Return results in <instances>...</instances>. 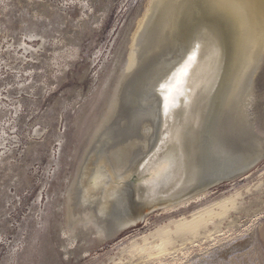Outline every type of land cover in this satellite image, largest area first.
Listing matches in <instances>:
<instances>
[{
    "label": "rangeland",
    "instance_id": "374dc122",
    "mask_svg": "<svg viewBox=\"0 0 264 264\" xmlns=\"http://www.w3.org/2000/svg\"><path fill=\"white\" fill-rule=\"evenodd\" d=\"M151 2L0 0V264H264V158L102 243L95 231L66 223V192L89 130ZM30 35L35 50L26 51ZM254 84L264 94V63ZM256 106L264 136V96ZM241 142L258 143L251 135ZM232 195L199 235L173 232L174 245L157 252L161 240L152 233L207 206L219 210L216 203ZM146 235L152 243L141 249Z\"/></svg>",
    "mask_w": 264,
    "mask_h": 264
},
{
    "label": "bare ground",
    "instance_id": "6f19581e",
    "mask_svg": "<svg viewBox=\"0 0 264 264\" xmlns=\"http://www.w3.org/2000/svg\"><path fill=\"white\" fill-rule=\"evenodd\" d=\"M32 40L22 48L35 50ZM263 52L264 0H152L67 189L70 230L95 231L105 242L124 223L199 197L258 164L264 136L256 129L255 105L264 94L254 83ZM189 57L184 94L174 104L169 95L166 113V90L159 86L171 85ZM10 110H1L3 117ZM250 135L258 143L242 145ZM234 201L232 195L216 203L219 210L210 205L175 220L174 229L160 227L151 234L161 240L157 252L174 245L173 232L182 239L199 235ZM143 239L141 249L150 236Z\"/></svg>",
    "mask_w": 264,
    "mask_h": 264
},
{
    "label": "snow or ice",
    "instance_id": "6c2138e0",
    "mask_svg": "<svg viewBox=\"0 0 264 264\" xmlns=\"http://www.w3.org/2000/svg\"><path fill=\"white\" fill-rule=\"evenodd\" d=\"M191 60H192V57H189V62L185 64L184 68L179 73V76L174 78V82L171 85L162 84L159 86L162 90H166L165 102H164V110L166 113L169 108V95H171L172 103L174 104L176 101V98L184 94L183 86L186 82L184 78L188 74V68L190 66Z\"/></svg>",
    "mask_w": 264,
    "mask_h": 264
},
{
    "label": "water",
    "instance_id": "95a60500",
    "mask_svg": "<svg viewBox=\"0 0 264 264\" xmlns=\"http://www.w3.org/2000/svg\"><path fill=\"white\" fill-rule=\"evenodd\" d=\"M145 178H146L145 176L142 177L143 180H146ZM222 179L223 180L221 182H219L218 184H215L214 186L220 185V184H222V183L227 182V181L230 180V178H226V177H224ZM144 219H145V217H144ZM144 219H142L140 221H137V222L135 220H131L130 222L124 223L122 226L118 227L117 229H115L114 231H112L110 234H108L109 236L107 237V239H111V238H114V237L120 235L121 233H123L127 229H129V228H131L133 226H136V225L142 223L144 221Z\"/></svg>",
    "mask_w": 264,
    "mask_h": 264
}]
</instances>
